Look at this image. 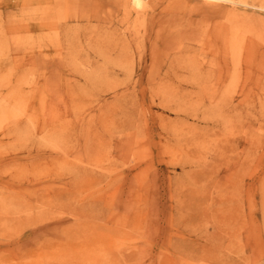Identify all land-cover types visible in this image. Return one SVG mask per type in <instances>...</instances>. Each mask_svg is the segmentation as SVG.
Wrapping results in <instances>:
<instances>
[{"label": "rangeland", "instance_id": "obj_1", "mask_svg": "<svg viewBox=\"0 0 264 264\" xmlns=\"http://www.w3.org/2000/svg\"><path fill=\"white\" fill-rule=\"evenodd\" d=\"M0 0V264H264V0Z\"/></svg>", "mask_w": 264, "mask_h": 264}, {"label": "bare ground", "instance_id": "obj_2", "mask_svg": "<svg viewBox=\"0 0 264 264\" xmlns=\"http://www.w3.org/2000/svg\"><path fill=\"white\" fill-rule=\"evenodd\" d=\"M130 2H132V3L134 4V6L136 5L137 8H138L139 6H141V4H143V3L141 2V0H130Z\"/></svg>", "mask_w": 264, "mask_h": 264}]
</instances>
